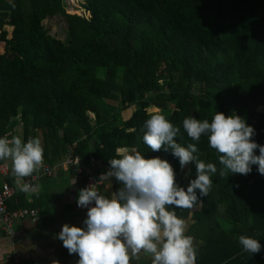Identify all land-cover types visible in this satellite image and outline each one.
Listing matches in <instances>:
<instances>
[{"label": "trees", "instance_id": "trees-1", "mask_svg": "<svg viewBox=\"0 0 264 264\" xmlns=\"http://www.w3.org/2000/svg\"><path fill=\"white\" fill-rule=\"evenodd\" d=\"M81 7L72 14L64 0H0V137L38 136L50 165L73 143L74 154L107 164L117 149L134 148L167 160L186 189L194 162L181 169L170 151L143 142L149 115L163 114L181 130L176 142L195 143V155L217 168L192 215L205 240L195 264H264V175L257 165L247 175H221L220 153L182 126L186 117L211 122L216 111L235 112L264 145V0H83ZM56 14L67 23L64 39L43 24ZM241 235L261 251H244Z\"/></svg>", "mask_w": 264, "mask_h": 264}, {"label": "clouds", "instance_id": "clouds-1", "mask_svg": "<svg viewBox=\"0 0 264 264\" xmlns=\"http://www.w3.org/2000/svg\"><path fill=\"white\" fill-rule=\"evenodd\" d=\"M182 126L194 141L206 136L209 147L220 153L221 175L224 170L247 175L252 165H257L258 172L264 175V145L254 141L255 129L235 112L226 116L216 111L211 122L186 117ZM141 131L151 151H170L178 158L181 169L194 162L195 178L185 189L176 182L175 171L167 160L145 158L135 149L120 154L118 149L119 158L109 159L110 170L103 177H114L121 187L108 196L101 195L95 184L80 189L77 205L87 208L84 227L66 223L57 235L70 255H78L77 264L196 262L194 239L186 235L190 221L178 217L175 209L192 210L202 204L200 198L209 194L211 175L217 168L195 155V143L187 147L177 143L175 138L181 130L163 114H150ZM0 161L11 162V174L20 191L37 193V185L22 181L43 165L44 148L38 137H29L27 142L19 135L0 137ZM239 243L251 254L261 251V244L254 238L241 235Z\"/></svg>", "mask_w": 264, "mask_h": 264}, {"label": "crops", "instance_id": "crops-1", "mask_svg": "<svg viewBox=\"0 0 264 264\" xmlns=\"http://www.w3.org/2000/svg\"><path fill=\"white\" fill-rule=\"evenodd\" d=\"M158 110L157 108L153 109V111ZM124 114L123 118H126L130 111L122 112V115ZM90 116L93 117V114L90 113ZM16 129L21 133L20 126H17ZM132 149L134 148H119L120 154L130 152ZM64 158L65 156H61L52 164L60 162ZM85 158L84 164L88 165L92 157ZM92 160L93 172L103 181L101 195L108 196L115 193L121 185L114 177L108 180L103 177L110 170V165L99 159ZM7 162L11 164L10 161ZM34 174L37 175V179L33 182L38 186L37 193L16 194L8 200V207L16 209L21 207L20 203H24L25 207L36 208L38 220L35 223L29 219L16 221L13 225L14 233L12 235H6L0 229V264H10V254L14 250L21 253L25 264H53V261H58L59 264H77L78 255H70L57 235L66 223L70 226L84 227L83 221L87 216L77 205L79 190L83 189V178L73 171L63 168L51 176H46L42 173L41 167ZM3 183L17 184L16 178L11 174V169L6 174L0 173V187ZM196 209L197 207L192 209L185 219L190 221L186 235L193 237L197 250L205 240L203 229L195 226L196 221L192 216ZM131 264H137V262L133 261ZM141 264H148V262L142 261Z\"/></svg>", "mask_w": 264, "mask_h": 264}, {"label": "built area", "instance_id": "built-area-1", "mask_svg": "<svg viewBox=\"0 0 264 264\" xmlns=\"http://www.w3.org/2000/svg\"><path fill=\"white\" fill-rule=\"evenodd\" d=\"M76 143H73L70 147V153L60 163L55 165L44 164L42 166V173L46 176H51L53 173L60 169H67L80 175L83 178V188L90 184H95L97 191L101 194V188L103 185L102 179L93 172L91 168L93 160L90 159L87 164H84V158L78 154L73 153V149ZM9 164H0V173L6 174L10 170ZM37 179V175L33 174L31 177L24 178L22 182L32 183ZM19 187L17 184L11 185L3 183L0 187V229L6 235H12L14 233L13 225L16 221L29 219L31 222H37L38 215L37 209L32 207H20L16 209H10L8 207V200L19 193ZM94 206V205H90ZM82 212L87 216V208H81ZM10 264H25L22 255L19 251H12L10 254Z\"/></svg>", "mask_w": 264, "mask_h": 264}, {"label": "rangeland", "instance_id": "rangeland-1", "mask_svg": "<svg viewBox=\"0 0 264 264\" xmlns=\"http://www.w3.org/2000/svg\"><path fill=\"white\" fill-rule=\"evenodd\" d=\"M82 2H83V0H64L66 12L72 13V14L73 13L82 14L84 12V9L81 7ZM43 24L48 29V32L50 34H52L53 36H56L60 39H64L65 30H66V26H67V23H66L64 16H62L60 14H56L53 16L46 17L43 20ZM111 99L112 100H110V102L113 104L114 103H120L119 97L116 99H113V98H111ZM126 115H127V113H126ZM123 116H125V114L122 115V117ZM218 213L220 215H222V209H220Z\"/></svg>", "mask_w": 264, "mask_h": 264}]
</instances>
